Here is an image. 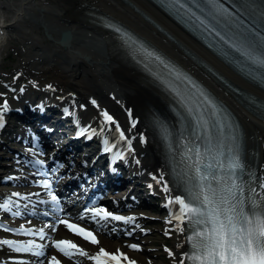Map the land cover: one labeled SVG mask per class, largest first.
Returning a JSON list of instances; mask_svg holds the SVG:
<instances>
[{
	"label": "snow or ice",
	"instance_id": "obj_1",
	"mask_svg": "<svg viewBox=\"0 0 264 264\" xmlns=\"http://www.w3.org/2000/svg\"><path fill=\"white\" fill-rule=\"evenodd\" d=\"M162 6L175 15L181 17L186 23H190L196 29L208 35L218 37L220 41L228 45L233 51L239 53L246 61L250 70L264 69V32L258 31L256 27L245 24V17H251L252 5L250 0H239L233 3L232 9L225 8L220 0H162ZM107 28L118 34L122 43L130 50L137 53L145 62L158 61L168 70L174 81H188L196 89L195 93H185L180 83L166 82L169 90L176 96L181 115L185 120L192 122V139L181 135V140L187 143L182 144V151L172 153V163L175 164L176 156L180 157L182 167H173L172 180L166 179L167 173L161 170L158 175L151 178L157 185H161L162 191L167 194V204L173 206V218L179 221L187 216V223L181 228V232L191 241L186 247L183 256L198 264H264V177L259 181L246 171V166L237 151L235 135L231 136V143L222 139V134L230 127V120L226 117L223 109L216 104L213 98L208 96L202 89L198 88L187 76L170 65L155 50H150L142 42H139L134 35L126 29L114 23L106 25ZM67 38V37H66ZM52 89V85L47 86ZM54 90V89H53ZM15 91V89H13ZM25 91L24 88L19 89ZM6 95L0 93V97ZM93 105L97 102L91 100ZM43 107V106H41ZM84 108V105H80ZM9 110V102L3 99L0 104V128L4 127V113ZM65 114H71L68 108L64 109ZM105 124L115 125V131L119 134V141L124 142L127 152L134 153L133 141L135 136H128L121 128L114 117L106 110L101 111ZM207 114V115H205ZM128 116L131 122V129L137 127L138 121L133 118L129 109ZM101 125L100 131H110ZM88 127H81L78 135L84 136L89 133ZM97 130L91 129V135H96ZM165 139L171 136V132L163 128ZM141 143H146L147 138L143 133L139 134ZM104 152L112 153L117 147L115 143L109 144L105 139ZM33 151V149H29ZM41 150L34 152L33 158L26 162L31 165L36 174L44 177L38 183L46 191L48 199H39L40 192L21 193L12 191L10 194L0 197V210L10 213L13 217H22L31 211L35 215L37 204L45 205L46 208L40 214L44 217H53L59 224L65 225L69 231L82 238L91 245H99V231L107 230L106 234L111 235L118 229L113 226L108 230L112 222H122L124 225L133 224L137 217L124 216L109 211L103 206H88L83 214L78 216L79 221L90 220L97 227L95 230L84 226L82 223L73 222L71 217H61L64 209L61 207V200L53 190L54 181L48 178V173L43 169L46 161L41 158ZM116 160H125L127 157L123 151L114 153ZM136 164L140 161L135 160ZM58 168H63L59 164ZM7 180H15L17 177H7ZM172 184L176 187L173 188ZM152 188V185H148ZM37 197L33 203L32 197ZM23 202V203H22ZM178 213V214H177ZM171 222V221H170ZM28 227L20 224L18 227H10L0 222V228L5 232L29 237L26 240L0 239V249L7 247L11 253L7 260H0V264H63V261L56 255H48L47 245L38 243L36 238L44 241L48 237L45 229L56 231L54 224L45 223L41 227H32L31 220H27ZM135 224V228H139ZM126 231L131 236L132 231ZM191 232V235L188 233ZM63 257L74 261V264H83L84 260L94 264H138L136 259L131 258L126 251L116 249L108 251L100 247L94 254L89 253L80 244L70 239H56L51 242ZM126 247L135 251H142L139 243H130ZM15 254V255H12ZM170 256L172 252L168 253ZM27 256L34 257L28 259ZM179 264H185L184 259Z\"/></svg>",
	"mask_w": 264,
	"mask_h": 264
},
{
	"label": "bare ground",
	"instance_id": "obj_2",
	"mask_svg": "<svg viewBox=\"0 0 264 264\" xmlns=\"http://www.w3.org/2000/svg\"><path fill=\"white\" fill-rule=\"evenodd\" d=\"M129 3L137 6L163 27L173 39L144 18ZM105 17L125 25L149 41L155 48L203 81L232 109L243 127L245 156L256 159L259 179L264 177V119L242 106L203 66L192 59L185 49L204 60L229 81L263 101L264 90L233 71L150 0H0V52L2 48L8 46V40H12L16 42L13 46L15 52L22 55L19 56L18 65L13 70L17 74L6 79L0 78V85L4 91L2 93L6 94L1 98L13 99V92L26 88L29 89L28 93L46 99L49 107L57 103L69 104L82 122L99 124V128L102 125L98 114L99 108L94 106L91 100L94 99L101 105L100 107L111 108L115 120L122 124L127 135L136 137L133 141L135 151L129 154V161H126L130 163L129 177L140 180L146 178L147 180L141 183L142 186L151 184V190L163 203H167V194L162 191L161 185H157L151 178L164 168V161L155 141L151 136L147 137L146 132L140 127V118H147L148 108L156 110L159 115L171 117L167 106L173 103V100L140 67L132 64L125 54L117 49L112 35L100 25ZM64 29L69 30L70 36L66 44H61L58 38ZM23 74L28 78V82L20 86L19 81ZM45 84L52 85L53 88L49 89ZM24 98L26 96L21 97V101H24ZM3 99L0 102H3ZM80 105H84V108H80ZM129 109L133 113V118L139 121L137 127L131 131ZM108 128L111 130L107 131V136L115 137L117 133L113 125H107ZM140 133L147 138L146 143L140 142ZM73 144L75 143L71 145ZM133 159H138L140 163L136 164ZM131 189L132 187L130 191ZM27 190L29 189L26 187L1 190L0 195L4 196L12 191L26 193ZM133 214L137 217L133 223L135 225L142 214L140 212ZM164 223L165 230L173 228L176 231L172 244L174 256L171 264H179V260L185 258L183 252L186 242L185 234L177 225L181 228L183 225L171 219L170 215H166ZM59 231L63 230L59 229L57 232ZM68 237L89 253L98 251L99 246L108 251L119 248L136 259L138 264H160L153 259L145 260L140 251L128 249L126 245L134 243L132 241L110 240L107 236H101L99 245H91L82 238L73 235ZM2 253L4 252L0 249V254ZM50 255L58 256L63 264H74L56 252ZM81 259L83 264H87V260Z\"/></svg>",
	"mask_w": 264,
	"mask_h": 264
},
{
	"label": "rangeland",
	"instance_id": "obj_3",
	"mask_svg": "<svg viewBox=\"0 0 264 264\" xmlns=\"http://www.w3.org/2000/svg\"><path fill=\"white\" fill-rule=\"evenodd\" d=\"M36 31L35 29H33ZM16 42L12 40H8V46L6 48H2L0 52V78H8L10 75L14 74L13 70L16 69L18 65V58H20L13 46ZM19 45V44H17ZM25 48V47H24ZM14 51V52H13ZM153 210V208L151 209ZM155 212V211H153ZM149 223H142L141 229L143 232L136 231L135 235L138 240L143 241V248L146 250L143 254L144 256L149 258L148 256H152L155 261L160 262L161 264H171V257L166 256L168 254L166 248H170L172 243L174 242L173 236H169L165 239L162 234V223L147 221ZM149 240H152V243H149ZM142 254V255H143Z\"/></svg>",
	"mask_w": 264,
	"mask_h": 264
},
{
	"label": "water",
	"instance_id": "obj_4",
	"mask_svg": "<svg viewBox=\"0 0 264 264\" xmlns=\"http://www.w3.org/2000/svg\"><path fill=\"white\" fill-rule=\"evenodd\" d=\"M135 9H136V7L135 6H133ZM144 16H145V14L144 13H142ZM65 33H67V32H63L62 34H61V36H60V42H64L65 41V39H66V35H65ZM64 40V41H63Z\"/></svg>",
	"mask_w": 264,
	"mask_h": 264
}]
</instances>
